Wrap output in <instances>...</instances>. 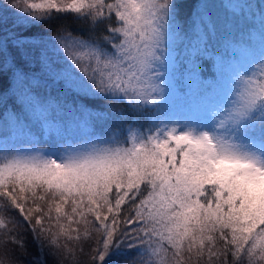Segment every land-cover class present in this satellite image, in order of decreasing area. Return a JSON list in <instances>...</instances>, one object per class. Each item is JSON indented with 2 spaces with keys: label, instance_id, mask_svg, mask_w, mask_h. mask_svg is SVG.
Instances as JSON below:
<instances>
[{
  "label": "snow or ice",
  "instance_id": "6c2138e0",
  "mask_svg": "<svg viewBox=\"0 0 264 264\" xmlns=\"http://www.w3.org/2000/svg\"><path fill=\"white\" fill-rule=\"evenodd\" d=\"M0 109V264H264V0H0Z\"/></svg>",
  "mask_w": 264,
  "mask_h": 264
},
{
  "label": "trees",
  "instance_id": "16d2710c",
  "mask_svg": "<svg viewBox=\"0 0 264 264\" xmlns=\"http://www.w3.org/2000/svg\"><path fill=\"white\" fill-rule=\"evenodd\" d=\"M182 2L184 3V5H185V12L187 13V11L190 9V7L192 6V5H194L195 3H197V0H182ZM212 2H214V3H219V0H212ZM233 2H241V0H233ZM241 23L243 24L244 23V21H243V19L241 20ZM9 26H11V16H10V18H9ZM9 103H11V102H9ZM0 111H2V109H0ZM43 146V145H42Z\"/></svg>",
  "mask_w": 264,
  "mask_h": 264
}]
</instances>
